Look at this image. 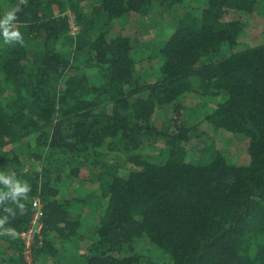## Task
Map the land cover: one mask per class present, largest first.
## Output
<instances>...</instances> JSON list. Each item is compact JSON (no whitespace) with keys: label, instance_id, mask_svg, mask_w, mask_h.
Here are the masks:
<instances>
[{"label":"trees","instance_id":"trees-1","mask_svg":"<svg viewBox=\"0 0 264 264\" xmlns=\"http://www.w3.org/2000/svg\"><path fill=\"white\" fill-rule=\"evenodd\" d=\"M13 8L0 171L31 191L0 205V264H29L36 198L31 264H264V0H0ZM147 25L167 32L152 53Z\"/></svg>","mask_w":264,"mask_h":264},{"label":"clouds","instance_id":"clouds-1","mask_svg":"<svg viewBox=\"0 0 264 264\" xmlns=\"http://www.w3.org/2000/svg\"><path fill=\"white\" fill-rule=\"evenodd\" d=\"M18 11L19 8H13L0 16V37L5 44L23 43L22 34L14 26ZM30 191L31 186L26 181L18 179L15 172L0 171V205H4V202L10 199L16 207L24 209L25 204L22 201L29 199ZM3 212L14 214L11 207H3ZM6 220V216H0V225Z\"/></svg>","mask_w":264,"mask_h":264},{"label":"built area","instance_id":"built-area-1","mask_svg":"<svg viewBox=\"0 0 264 264\" xmlns=\"http://www.w3.org/2000/svg\"><path fill=\"white\" fill-rule=\"evenodd\" d=\"M68 15L70 16L72 33L75 34L78 30V27L74 24V16L71 13H68ZM32 209L33 213L28 228L18 234L24 242L25 249L23 254L29 264L33 262L34 247L37 243V240L42 238L44 211L43 203L40 198L33 200Z\"/></svg>","mask_w":264,"mask_h":264},{"label":"rangeland","instance_id":"rangeland-1","mask_svg":"<svg viewBox=\"0 0 264 264\" xmlns=\"http://www.w3.org/2000/svg\"><path fill=\"white\" fill-rule=\"evenodd\" d=\"M148 27L149 30H146V32L144 33L145 35L142 37L146 40L147 44L150 45L148 46L147 51L152 53L153 50L155 51L157 48L161 47L166 38L167 32L163 26H160L158 28H154L151 26ZM227 143L229 148L226 156L228 157L229 161L237 163L238 161L242 160L244 155L243 152H241L242 149L240 139L230 137L227 140ZM141 250L145 251V249H143L142 247Z\"/></svg>","mask_w":264,"mask_h":264}]
</instances>
